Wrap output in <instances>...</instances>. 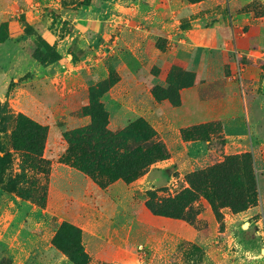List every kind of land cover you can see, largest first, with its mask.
<instances>
[{"label":"rangeland","instance_id":"obj_1","mask_svg":"<svg viewBox=\"0 0 264 264\" xmlns=\"http://www.w3.org/2000/svg\"><path fill=\"white\" fill-rule=\"evenodd\" d=\"M80 2L0 0V264H264V0ZM99 102L167 157L119 177ZM185 190L184 219L145 205Z\"/></svg>","mask_w":264,"mask_h":264},{"label":"trees","instance_id":"obj_2","mask_svg":"<svg viewBox=\"0 0 264 264\" xmlns=\"http://www.w3.org/2000/svg\"><path fill=\"white\" fill-rule=\"evenodd\" d=\"M92 0H81V6H89L91 5ZM159 88L154 87L152 89V94L156 100L166 99V95L160 96ZM165 93H169L170 89H165ZM164 92V91H163ZM92 119L94 125L97 126V121L99 119L103 120L102 125H99L101 129V140L104 143L109 142L110 145H115V150L120 151V155H117L114 162H112L111 166L113 168H119L120 171L117 172V175L121 178H126L127 180H131L133 175L140 170H144L146 164L150 162L151 159H165L167 154L164 152L163 148L159 146V144H150L151 138L155 135L152 130L148 127V125H143L141 128L137 127L133 129L132 127H125L117 134H113L110 131L106 130L108 124V114L105 111L101 102L97 104L96 107H92ZM19 122V130L18 133L23 136L25 141H30L33 139H37L38 137H43L45 135V130L43 127L34 125L32 122L26 120L25 118H20ZM142 122H144L142 120ZM132 124V123H130ZM101 126V127H100ZM85 132H91V129H84ZM83 132L82 134H84ZM150 144V145H149ZM108 147V146H107ZM71 151V150H70ZM105 152V151H104ZM157 153V154H156ZM79 158V157H78ZM221 170V168H219ZM219 172V170H218ZM216 176L210 172H199L193 173L190 175L189 184L195 187L196 181L199 184H205L208 182H212ZM215 182V181H214ZM189 190H185L180 193L176 197L170 199L163 200L161 202L154 201L153 194L149 195V198L145 201V205L147 209L154 215L162 216V217H170V218H185L183 210L184 207L188 204L187 198L190 195ZM210 201L211 199L207 197Z\"/></svg>","mask_w":264,"mask_h":264},{"label":"crops","instance_id":"obj_3","mask_svg":"<svg viewBox=\"0 0 264 264\" xmlns=\"http://www.w3.org/2000/svg\"><path fill=\"white\" fill-rule=\"evenodd\" d=\"M142 83L143 82L140 81V83L136 85V88H135L134 92L131 91V96L133 94H135L134 97L135 96L138 97L139 101L142 102V105L140 106L139 110L138 111L133 110V111H136L142 117H144L153 126V128L156 130V132L158 134H160L162 136V138L165 140V138L168 137V135H167L168 132L166 133V131H167V129H169L168 127L171 126V123L169 122L170 123V125H169V123L167 121L165 124H163L161 122V124L159 125V122H158V119H157V116H156L157 113H156L155 109H153V107H158V104H160V103L155 99V97L151 93L152 91L150 92L149 89L146 87V84H142ZM146 90H147V97L145 99L144 91H146ZM147 114H149V115L146 116ZM150 116H151V119H149ZM120 120H122V116L121 115H120V117H118V121H114V125H119L120 126L121 125ZM110 121H111V119H110ZM166 124H168V127L165 126ZM257 147H259V145ZM260 184H261V187H262L263 197H264V180H260ZM263 202H264V198H263Z\"/></svg>","mask_w":264,"mask_h":264}]
</instances>
